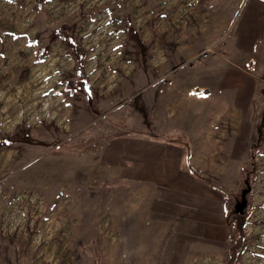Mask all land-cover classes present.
I'll return each instance as SVG.
<instances>
[{"label":"rangeland","instance_id":"rangeland-1","mask_svg":"<svg viewBox=\"0 0 264 264\" xmlns=\"http://www.w3.org/2000/svg\"><path fill=\"white\" fill-rule=\"evenodd\" d=\"M233 254L264 264V0H0V264Z\"/></svg>","mask_w":264,"mask_h":264},{"label":"water","instance_id":"water-1","mask_svg":"<svg viewBox=\"0 0 264 264\" xmlns=\"http://www.w3.org/2000/svg\"><path fill=\"white\" fill-rule=\"evenodd\" d=\"M250 192V189L244 190L242 192L241 201H239L235 206V212L239 215H243L246 208L248 207L247 194Z\"/></svg>","mask_w":264,"mask_h":264},{"label":"bare ground","instance_id":"bare-ground-1","mask_svg":"<svg viewBox=\"0 0 264 264\" xmlns=\"http://www.w3.org/2000/svg\"><path fill=\"white\" fill-rule=\"evenodd\" d=\"M209 26H210V25H209ZM197 28H198V27H197ZM197 28H196V29H197ZM209 28H210V27H209ZM214 28H215V27H214ZM218 28H219V27H218ZM205 29H206V28H205ZM206 30H207V29H206ZM217 30H218V29H217ZM217 30H213V32H212V35H213V37H215V39L218 37V36H217V35H218L217 32H219V30H218V31H217ZM222 31H223V30H222ZM198 32H199V31H198ZM198 32H197V33H198ZM194 33H195V32H194ZM197 33H195V34H197ZM199 35H200V34H199ZM199 35H198V36H199ZM187 36H188V35H187ZM192 36H193V35H192ZM206 36H207V35H206ZM216 36H217V37H216ZM183 37H184V41H186V40H187L189 37H191V36H190V34H189L188 37H186V36H183ZM191 38H192V37H191ZM191 38H189L188 40H190ZM196 38H197V37H196ZM197 39H199V38H197ZM204 39H206V38H204ZM201 40H202V39H201ZM201 40H200V41H201ZM213 40H214V39H213ZM190 41H192V39H191ZM196 41H197V40H196ZM200 41H199V42H200ZM182 42H183V40H182ZM193 42H194V41H193ZM197 42H198V41H197ZM209 42H210V41H209ZM184 44H186V43H184ZM192 45H193V44H192ZM191 47H192V46H191ZM154 63H155V62H154ZM180 95H181V94H180ZM171 96H172V95H171ZM54 105H55V104H54ZM219 105H220V104H219ZM215 109H216V108H215ZM222 109H223V108H222ZM70 110H71V109H70ZM221 112H222V111H221ZM61 113H62V112H61ZM210 127H211V126H210ZM202 134H203V133H202ZM213 138H214V137H213Z\"/></svg>","mask_w":264,"mask_h":264},{"label":"trees","instance_id":"trees-1","mask_svg":"<svg viewBox=\"0 0 264 264\" xmlns=\"http://www.w3.org/2000/svg\"><path fill=\"white\" fill-rule=\"evenodd\" d=\"M249 186H250V185H249ZM231 252H232V253H233V252L235 253V246L232 247ZM234 259H236V254H233V258L231 259L230 264H233V263H234Z\"/></svg>","mask_w":264,"mask_h":264}]
</instances>
